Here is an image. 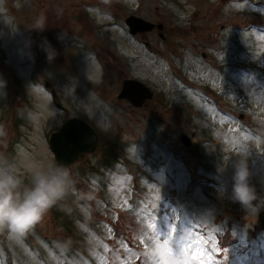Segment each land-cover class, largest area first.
<instances>
[{
    "label": "rangeland",
    "instance_id": "1",
    "mask_svg": "<svg viewBox=\"0 0 264 264\" xmlns=\"http://www.w3.org/2000/svg\"><path fill=\"white\" fill-rule=\"evenodd\" d=\"M131 16L155 28L132 35ZM126 79L153 98L120 100ZM0 80V159L25 183L27 165L58 166L49 138L67 119L100 136L69 168L75 192L23 237L0 232V264H146L157 216L191 248L180 264H264L259 213L230 198L241 155L264 194V0H0Z\"/></svg>",
    "mask_w": 264,
    "mask_h": 264
},
{
    "label": "clouds",
    "instance_id": "2",
    "mask_svg": "<svg viewBox=\"0 0 264 264\" xmlns=\"http://www.w3.org/2000/svg\"><path fill=\"white\" fill-rule=\"evenodd\" d=\"M46 26L45 19L41 17L35 21L33 28L43 30ZM51 58L54 57L50 56ZM5 87L6 82L0 80V90ZM18 115L31 123H37L41 118L38 112L27 108L18 110ZM0 134H3L2 129ZM233 167L230 198L251 216H255L261 205L253 202L264 198L258 195L251 183L252 172L249 169L248 156H239ZM26 172L30 176L28 183L19 174L16 164L0 159V232L7 230L14 237L26 235L54 206L65 200L70 192H75V181L69 169L62 165L33 162L26 166ZM79 199L85 201L81 210L88 214L90 206L87 202L94 199L93 194L81 192ZM143 255L146 264H180V258L165 243L148 247Z\"/></svg>",
    "mask_w": 264,
    "mask_h": 264
},
{
    "label": "water",
    "instance_id": "3",
    "mask_svg": "<svg viewBox=\"0 0 264 264\" xmlns=\"http://www.w3.org/2000/svg\"><path fill=\"white\" fill-rule=\"evenodd\" d=\"M132 35L146 33L155 28V25L135 16L126 20ZM158 28L163 27L159 24ZM153 92L143 82L136 79H126L123 82L121 92L118 95L120 100H127L133 106L141 108L147 100L153 98ZM182 141L186 146H190V140L183 136ZM99 143L96 131L82 119H69L62 127L51 134L49 147L54 154L58 166L66 168L74 164L82 153H93ZM258 195L264 198V194L256 190ZM261 205L258 215V225L264 231V199L254 201Z\"/></svg>",
    "mask_w": 264,
    "mask_h": 264
},
{
    "label": "snow or ice",
    "instance_id": "4",
    "mask_svg": "<svg viewBox=\"0 0 264 264\" xmlns=\"http://www.w3.org/2000/svg\"><path fill=\"white\" fill-rule=\"evenodd\" d=\"M157 198H159V196ZM158 221H159V217L157 216L156 218H153V220L148 225L149 228L153 231V233L156 234L155 237H154V244H159L160 243L159 242V238L161 236H163V237H165L163 243L169 245L168 237H170L171 234L173 232H175L176 226H175V224L170 225L169 231H168L167 235L165 236L159 229ZM173 252H174L175 255H179L183 259L186 254H190L191 253V248H188L187 250L179 249V252L173 250ZM206 256H207V253H205L204 256H201L199 252L196 253V258L198 259L199 264H207Z\"/></svg>",
    "mask_w": 264,
    "mask_h": 264
},
{
    "label": "trees",
    "instance_id": "5",
    "mask_svg": "<svg viewBox=\"0 0 264 264\" xmlns=\"http://www.w3.org/2000/svg\"><path fill=\"white\" fill-rule=\"evenodd\" d=\"M246 264H248V262Z\"/></svg>",
    "mask_w": 264,
    "mask_h": 264
}]
</instances>
